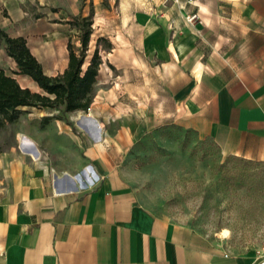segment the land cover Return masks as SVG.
I'll return each instance as SVG.
<instances>
[{"label":"crops","instance_id":"0c3cea01","mask_svg":"<svg viewBox=\"0 0 264 264\" xmlns=\"http://www.w3.org/2000/svg\"><path fill=\"white\" fill-rule=\"evenodd\" d=\"M223 1L221 5V0H180L168 6L164 0L160 4L143 0L148 14L160 16L158 21H147L124 18L120 4L105 0H0V26L12 36H24L44 71L56 75L68 66V42L78 33L69 20L93 13L91 43L99 36L112 42L106 54L101 51L96 87L109 81L107 90L125 91L142 76L154 84L156 57L162 73L209 76L211 93L204 98L197 94L195 115L181 123L213 136L225 153L264 160V0ZM217 4L227 7L228 15L207 19L205 13L215 11ZM138 5L127 6L133 11ZM178 8L183 11L179 17ZM192 12L199 16L195 22L185 17ZM210 26L218 30L204 34ZM203 40L238 44L237 52L228 57L234 61L205 65L198 54ZM0 67L22 86L41 91L31 76L15 72L17 61L1 40ZM129 68L136 70L131 80ZM108 101L96 99L89 109L107 107ZM21 108L17 121L0 125V135L9 128L14 138V143H0V264H255L259 260L257 252L236 253L196 228L150 209L123 166L128 143L92 142L72 132L63 119L51 117L52 108ZM46 116L50 118L45 123ZM22 138L29 143L28 151L16 145ZM77 141L83 153L76 162L56 161L54 156L70 154L74 147L69 144ZM30 148L38 153L32 155Z\"/></svg>","mask_w":264,"mask_h":264},{"label":"rangeland","instance_id":"374dc122","mask_svg":"<svg viewBox=\"0 0 264 264\" xmlns=\"http://www.w3.org/2000/svg\"><path fill=\"white\" fill-rule=\"evenodd\" d=\"M142 1L105 0L106 3L120 4L124 9V18L160 20L158 14L146 12L141 5ZM152 1L160 4L162 0ZM207 1L217 3V0ZM165 3L170 6L174 2ZM220 3L222 5L225 2L221 0ZM136 4H139L136 10H129V5ZM182 12L178 8L176 16L179 17ZM195 13L197 14L192 12L185 17L189 20ZM228 13L227 7L217 4L216 10L207 11L205 17L211 20L214 16L224 17ZM198 19L197 15L189 21L195 22ZM203 30L204 34L211 35L213 33L209 30L215 31L218 28L210 26ZM73 34L75 46L78 47V35ZM94 39L88 57L97 44V39ZM121 43L129 45L125 41ZM105 44L102 41L100 46ZM237 45L203 40L198 43V54H201L205 65L209 67L223 66L224 62L234 61L228 57L237 52ZM123 49L130 50L129 47ZM105 50L107 49L101 48L103 53ZM217 53L222 54L223 58ZM156 61L158 65H162L158 57ZM236 61L242 63L243 59ZM158 65L154 84L147 76H142L139 83L128 85L129 89L125 91L116 92L107 90L109 81L100 82L95 87L93 101L109 99L107 107L95 112L90 109L70 112L52 109L51 117L63 119L72 132L78 136H86L92 142L102 140L108 146L118 140L128 143L123 166L141 200L153 211L172 221L196 228L236 253L257 252L264 242V160L239 156V161L230 159L225 165H220L232 154L223 152L213 136L203 135L194 126L181 123L195 115L198 108L197 94L204 98L211 93V85L207 83L209 76L190 72L168 75L162 73ZM128 73L131 80L135 77L136 70L129 68ZM198 83L199 86L196 85ZM88 114L104 136L103 139L94 137L91 133L93 126L83 120ZM0 136L1 144L14 143L11 129H4ZM16 143L20 149L28 151V146H22L20 140ZM69 146L74 147L73 151L54 156L56 161L62 164L76 162L77 155L83 153L81 145L77 141ZM51 158V155L48 156V160L52 161ZM243 158L249 162L243 161ZM88 164L92 163L86 165ZM255 172H260L263 176L260 179L263 181L262 185L257 186L253 180ZM241 173L243 177H239ZM225 229L229 231L227 237L221 234Z\"/></svg>","mask_w":264,"mask_h":264},{"label":"trees","instance_id":"16d2710c","mask_svg":"<svg viewBox=\"0 0 264 264\" xmlns=\"http://www.w3.org/2000/svg\"><path fill=\"white\" fill-rule=\"evenodd\" d=\"M69 22L78 31L80 45L76 47L72 38L69 39L68 66L56 75H49L44 71L42 63L32 53L24 36H12L0 26V40L8 54L17 61L18 70L15 72L31 76L41 88V91H35L22 86L15 76L0 67V125L17 121L23 112V106L49 107L63 109L65 112L89 109L103 62L101 48L110 49L112 42L105 36H99L91 56L88 57L94 32L93 13L75 15ZM102 41L106 44L100 46ZM49 118L50 116H46L44 122H48ZM230 159L241 160L239 155L232 154L220 165H225ZM243 161L249 162L245 158ZM254 174L253 180L257 186L262 185L264 177L260 172ZM243 176V173L239 175Z\"/></svg>","mask_w":264,"mask_h":264},{"label":"bare ground","instance_id":"6f19581e","mask_svg":"<svg viewBox=\"0 0 264 264\" xmlns=\"http://www.w3.org/2000/svg\"><path fill=\"white\" fill-rule=\"evenodd\" d=\"M83 120H84L86 123H88V124H90V125L93 126V127H92V132H91L92 135H93L94 137H96L97 139H101L100 131H99V129H97V128L95 127V125H93V120H92L91 115H85L84 118H83ZM21 145H22V146H29V143H27V141H26L24 138H22V140H21ZM36 152H37L36 149H34V148H30V153H31L32 155H35ZM37 153H38V152H37ZM36 156H37V155H36ZM221 234H222V236L227 237L228 234H229V231H228L227 229H225V230H223V231L221 232ZM219 235H220V234H219Z\"/></svg>","mask_w":264,"mask_h":264},{"label":"built area","instance_id":"2783aa9c","mask_svg":"<svg viewBox=\"0 0 264 264\" xmlns=\"http://www.w3.org/2000/svg\"><path fill=\"white\" fill-rule=\"evenodd\" d=\"M166 1H173V2H179L180 0H164ZM195 17H197V14H193L192 16H190L189 20H193ZM258 256H259V260L257 261V263L255 264H264V242L260 245L258 251Z\"/></svg>","mask_w":264,"mask_h":264}]
</instances>
